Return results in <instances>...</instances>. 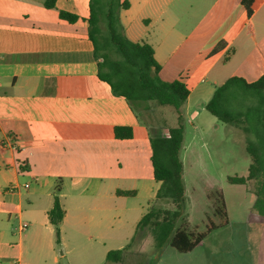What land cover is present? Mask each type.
Instances as JSON below:
<instances>
[{"label": "crops", "instance_id": "0c3cea01", "mask_svg": "<svg viewBox=\"0 0 264 264\" xmlns=\"http://www.w3.org/2000/svg\"><path fill=\"white\" fill-rule=\"evenodd\" d=\"M121 1L129 3L120 13L127 37L153 47L162 81L189 89V124L230 78L264 75V0L250 17L244 0ZM45 3L0 0V141L17 147L0 149V264H113L107 255L117 250L123 264L160 188L151 137L170 128L150 127L100 80L90 0ZM116 128L133 137L117 139ZM56 195L65 212L60 244L49 220Z\"/></svg>", "mask_w": 264, "mask_h": 264}, {"label": "trees", "instance_id": "16d2710c", "mask_svg": "<svg viewBox=\"0 0 264 264\" xmlns=\"http://www.w3.org/2000/svg\"><path fill=\"white\" fill-rule=\"evenodd\" d=\"M255 0H244L248 16L252 15V5ZM56 0H46L48 9L54 8ZM129 8L128 2L121 0H90L89 35L94 45L95 58L98 61L100 80L110 85L115 96L123 97L132 111L141 117L142 110H147L148 103H158L160 106H171L178 115L179 125L170 128L169 136L151 137L152 164L154 178L160 183L156 194V204L168 201L176 211L172 219H164L159 223L160 211L152 208L141 220L138 232L151 225L162 227L168 236V225L180 218L185 199L183 179V163L180 158L184 142V127L182 108L186 104L190 91L181 81L167 83L161 80V66L155 58L153 47L145 42L131 41L121 23L120 13ZM61 19L70 23L78 17L66 12L60 13ZM205 109L218 121L241 129L246 134V150L252 163L247 178H230L235 185H246L248 181L259 183L256 189L257 203L264 215V75L253 83L243 78L233 77L218 86L205 106ZM117 139H131V128H116ZM60 188L56 189L59 194ZM121 195H132L130 192H120ZM217 206L214 214L226 218L223 196L216 195ZM262 206V208H261ZM169 214L168 211H165ZM65 217L58 196L54 207L49 212L50 223L54 226L57 243L60 244L61 224ZM215 229L214 226L208 231ZM205 234L190 232L187 227L177 229L170 245L179 253H190L205 239ZM123 251H111L107 262L118 264L122 261Z\"/></svg>", "mask_w": 264, "mask_h": 264}, {"label": "rangeland", "instance_id": "374dc122", "mask_svg": "<svg viewBox=\"0 0 264 264\" xmlns=\"http://www.w3.org/2000/svg\"><path fill=\"white\" fill-rule=\"evenodd\" d=\"M200 116L190 124L183 120L186 189L180 218L168 225L149 226L136 234L123 264H264V215L258 206L259 183L231 184L230 178H247L252 163L246 150V134L239 128L221 123L202 106ZM141 118L165 133L179 125L171 106L152 102L142 110ZM223 196L226 218L217 217L216 195ZM159 223L172 219L175 207L168 201L157 203ZM262 208V206H261ZM168 211L169 214H166ZM214 226L215 229L208 231ZM205 234L202 243L190 253H179L170 242L179 228Z\"/></svg>", "mask_w": 264, "mask_h": 264}, {"label": "built area", "instance_id": "2783aa9c", "mask_svg": "<svg viewBox=\"0 0 264 264\" xmlns=\"http://www.w3.org/2000/svg\"><path fill=\"white\" fill-rule=\"evenodd\" d=\"M168 136H169V134L166 137H168ZM0 149H2V150H5V149L16 150L17 147H16L14 141L4 139V140L0 141ZM27 227H28V225L24 224L21 229L24 230ZM11 264H21V262L20 261H14Z\"/></svg>", "mask_w": 264, "mask_h": 264}]
</instances>
